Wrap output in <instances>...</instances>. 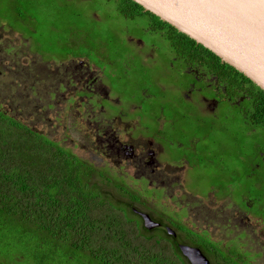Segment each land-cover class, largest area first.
Returning <instances> with one entry per match:
<instances>
[{"label":"flooded vegetation","instance_id":"obj_1","mask_svg":"<svg viewBox=\"0 0 264 264\" xmlns=\"http://www.w3.org/2000/svg\"><path fill=\"white\" fill-rule=\"evenodd\" d=\"M58 2L76 6V0ZM18 11L16 5L0 3V43H15L4 52L25 66L31 93L36 87L46 89L49 112L33 115L31 125L17 117L21 115L0 111L72 151L90 176L83 177L86 186L97 185L122 206L125 216L138 219L140 228L148 215L152 229L173 244L184 263L192 264L181 248L190 247L199 249L209 264H264V124L253 113L256 90L214 63L210 68L202 52L178 57L167 39L173 34L159 32L150 18L148 30L164 39L158 57L154 43L136 41L130 27L114 25L111 42L117 47L134 43L146 73H152L155 62H164L163 70L153 72L159 75L157 85L147 80L139 95L126 97L113 87L115 74L103 71L98 56L68 51L85 35L107 30L102 18L93 15L94 31L84 37L83 31L72 40L58 35L61 54L54 56L37 50V20ZM90 44L105 55L107 45L100 38ZM33 57L39 63L29 61ZM34 76L46 77V86ZM38 99L44 97L27 94L29 106ZM236 123L244 129H235Z\"/></svg>","mask_w":264,"mask_h":264},{"label":"trees","instance_id":"obj_2","mask_svg":"<svg viewBox=\"0 0 264 264\" xmlns=\"http://www.w3.org/2000/svg\"><path fill=\"white\" fill-rule=\"evenodd\" d=\"M109 2L128 20L150 17L159 32H171L167 39L178 57L202 52L210 68L214 63L251 85L257 101L253 113L264 124V91L250 79L133 0ZM43 26L51 25L44 20ZM50 37L56 42L58 35ZM83 168L72 151L0 111V227L33 238L25 253H31L32 264H186L157 229L140 228V221L125 216L97 185L86 186L83 177L90 176Z\"/></svg>","mask_w":264,"mask_h":264},{"label":"rangeland","instance_id":"obj_3","mask_svg":"<svg viewBox=\"0 0 264 264\" xmlns=\"http://www.w3.org/2000/svg\"><path fill=\"white\" fill-rule=\"evenodd\" d=\"M58 1L59 0H0V3L5 5H16L19 8L18 12L22 16H29V18H34L35 16L34 19L37 20V23L35 24L36 26H34V29L38 30L37 40L41 43L40 48L37 50L43 54L54 56H56V54H61V52H59L60 45L58 42L52 41V37L50 36H53V34L56 33L62 38L72 40L75 37L74 34L80 36L79 32L83 31L81 36L84 37V33H87L89 30L94 31L93 24L96 21L93 15H97L98 19L102 18V21H100L101 26L106 27L107 30H96L95 34L90 33L87 36L85 35V41L79 39L77 42L78 47L70 48L68 51L81 55L90 54L91 57L98 56L99 65L104 67L103 71H106V73L111 71L115 74L114 82L112 84L113 87L122 90L126 97L132 94L139 95L143 90L142 88L147 86L145 85L147 80L156 83V85L158 84L154 80L159 75L156 73L154 76L153 72L155 70H163L162 65L164 62H160L159 66L155 62L149 69L152 73L148 74L145 69L142 68L136 53L131 47L134 43L128 42L127 44H124L120 42L117 47L114 45L115 43L111 42L114 38V32L116 30L115 26H118L121 29L130 27L134 34H136L134 36L136 41L138 38V40L145 41L147 44H155L158 57L164 50L162 49L164 39H162V36L157 34L156 31L152 34V30H148L149 25H152V19H150V17L136 15L137 18L135 20H128L119 14L120 12L117 5L109 2V0H76V6L73 7H64L62 3ZM55 12L59 14L61 21L58 20ZM14 13L15 12H12V14ZM44 20L51 26L44 27ZM59 23L60 27H57ZM77 26L81 31L76 29ZM63 31L65 36L62 34ZM46 36L48 42H44ZM93 36L94 38H92ZM96 38H100L103 43L107 45L105 55H103L100 49H95L90 44V41H93ZM168 43L169 42L167 41V46ZM14 44L15 43L11 44L9 40H7L4 47H2L0 43V109L14 117H16L17 114L21 115L17 117H20V119L27 121L32 125V120L30 118H32L33 115L38 113V115L42 116L43 113L49 112V109L45 106L49 96L48 94H44L46 89H41V86L36 87L31 93L32 81L29 78H25V74L22 72V69L25 68V66L21 65L17 59L10 58V54L4 52L5 49ZM165 56L167 55L162 57L163 60H165ZM31 60L39 63L37 57L29 59V61ZM10 66L13 67L12 70L10 69ZM46 71L50 74H54L53 71ZM60 76L62 75H59V78ZM34 78L38 80L37 82H42L43 85L46 86V77L34 76ZM139 78L143 79L141 84L137 82ZM163 80L167 81L166 78L162 77L161 81L163 84ZM108 82L112 83V79L109 78ZM26 87L28 90L25 91ZM28 93L33 98L44 97V99H38L33 105L29 106L31 101L27 100ZM116 94L119 95V92ZM9 101L11 102V106L8 104ZM32 106L34 109H32ZM53 116L54 114L52 117ZM41 122L42 120L38 121L37 125L41 126ZM235 129L242 131L244 128L236 123ZM245 145L246 140L244 139L241 143V147L243 148ZM78 153H81V151L78 150ZM169 204H175V202H169ZM3 228L5 230H3ZM8 229V227H0V264H13V260L14 263L18 264H32L28 258L31 253L27 256L25 253L31 250V244H35L33 238L26 236L28 237L27 240L26 237L22 238L20 235L17 236L16 229V231ZM17 229L20 231L18 227Z\"/></svg>","mask_w":264,"mask_h":264},{"label":"water","instance_id":"obj_4","mask_svg":"<svg viewBox=\"0 0 264 264\" xmlns=\"http://www.w3.org/2000/svg\"><path fill=\"white\" fill-rule=\"evenodd\" d=\"M218 56L264 91V0H133ZM145 226L154 227L148 215ZM192 264H209L183 247Z\"/></svg>","mask_w":264,"mask_h":264}]
</instances>
